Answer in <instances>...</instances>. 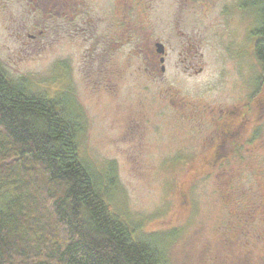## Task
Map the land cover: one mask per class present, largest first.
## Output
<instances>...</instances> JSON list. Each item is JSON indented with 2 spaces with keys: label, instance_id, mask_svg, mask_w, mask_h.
<instances>
[{
  "label": "rangeland",
  "instance_id": "1",
  "mask_svg": "<svg viewBox=\"0 0 264 264\" xmlns=\"http://www.w3.org/2000/svg\"><path fill=\"white\" fill-rule=\"evenodd\" d=\"M240 2L76 0L79 14L42 34L23 0L0 3L1 64L72 93L81 155L113 163L112 206L165 235L169 264H264V69ZM225 121L238 131L216 134Z\"/></svg>",
  "mask_w": 264,
  "mask_h": 264
},
{
  "label": "trees",
  "instance_id": "2",
  "mask_svg": "<svg viewBox=\"0 0 264 264\" xmlns=\"http://www.w3.org/2000/svg\"><path fill=\"white\" fill-rule=\"evenodd\" d=\"M240 6L257 18L254 54L264 69V0ZM84 128L70 91L51 94L0 62V264H169L165 235H143L112 206L115 167L85 161Z\"/></svg>",
  "mask_w": 264,
  "mask_h": 264
},
{
  "label": "flooded vegetation",
  "instance_id": "3",
  "mask_svg": "<svg viewBox=\"0 0 264 264\" xmlns=\"http://www.w3.org/2000/svg\"><path fill=\"white\" fill-rule=\"evenodd\" d=\"M6 1L7 0H0V3H2L3 6H5ZM23 1H24V6H26V9L24 11H26L27 13H31L33 28L37 27L40 29L38 31V34H42V32L44 31L42 27L43 22H44V26H47V24L59 20L61 27L64 28L67 10L70 11V9L73 6L74 7L72 11L74 13V17H76L79 14L76 0H23ZM36 36H37L36 34H32V33L28 34V37L33 40L36 38ZM157 44H161V43H157ZM163 55L165 54H160L159 56L161 62H163L164 60ZM160 71H164L163 64L161 65ZM233 114H234L233 112L232 113L229 112L228 118L233 120L232 118ZM234 115L237 116V114ZM227 122L228 121H225L224 126L222 128L218 127L216 129L217 131L216 134L220 135L221 133H223L224 135L225 134L233 135L238 131L236 127L238 123H236V125L232 127V125L227 124ZM232 141H236V140L233 139ZM234 150L236 151V148H234ZM214 151H217V149H215ZM228 153H230L229 149L225 150L224 152L219 151L214 155L221 154L226 156Z\"/></svg>",
  "mask_w": 264,
  "mask_h": 264
},
{
  "label": "water",
  "instance_id": "4",
  "mask_svg": "<svg viewBox=\"0 0 264 264\" xmlns=\"http://www.w3.org/2000/svg\"><path fill=\"white\" fill-rule=\"evenodd\" d=\"M157 46H158V50H159L161 53H163V52H164V47H163V45H162V44H157Z\"/></svg>",
  "mask_w": 264,
  "mask_h": 264
}]
</instances>
